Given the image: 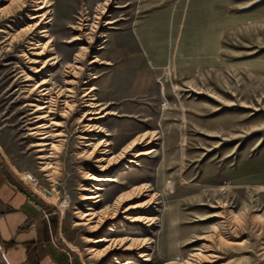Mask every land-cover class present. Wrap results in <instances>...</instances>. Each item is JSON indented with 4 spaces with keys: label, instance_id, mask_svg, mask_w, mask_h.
<instances>
[{
    "label": "rangeland",
    "instance_id": "rangeland-1",
    "mask_svg": "<svg viewBox=\"0 0 264 264\" xmlns=\"http://www.w3.org/2000/svg\"><path fill=\"white\" fill-rule=\"evenodd\" d=\"M91 96L111 114L102 133L85 126ZM141 137L104 174L88 156L107 140L111 160ZM0 161L81 264H264V0H0ZM246 162L254 176L241 177ZM89 175L115 180L94 205ZM118 198L110 238L136 248L110 254L94 240L112 222L80 213Z\"/></svg>",
    "mask_w": 264,
    "mask_h": 264
},
{
    "label": "crops",
    "instance_id": "crops-1",
    "mask_svg": "<svg viewBox=\"0 0 264 264\" xmlns=\"http://www.w3.org/2000/svg\"><path fill=\"white\" fill-rule=\"evenodd\" d=\"M252 163L243 165L241 177L254 176ZM56 222L61 225L43 198L0 161V263L81 264L54 241Z\"/></svg>",
    "mask_w": 264,
    "mask_h": 264
},
{
    "label": "bare ground",
    "instance_id": "bare-ground-1",
    "mask_svg": "<svg viewBox=\"0 0 264 264\" xmlns=\"http://www.w3.org/2000/svg\"><path fill=\"white\" fill-rule=\"evenodd\" d=\"M40 0H34V2H38L39 3ZM46 8V3L43 2L42 3V6H37V9H35L33 12H36V13H40L42 10H45ZM105 12V11H104ZM46 17V13L41 15V14H35V16H32V20H35V19H39L41 20L44 19ZM109 23V22H108ZM115 22H111L110 24H114ZM41 22H37L35 25H32L33 26V30H38V29H41ZM86 21H84L82 24H81V29L79 30V32L81 33H84L85 30H86ZM93 26V25H92ZM91 26V27H92ZM81 39H78V41H80ZM77 42V41H76ZM44 47H47L46 45H43ZM41 48V47H40ZM46 50V49H45ZM45 50H41V51H45ZM46 52V51H45ZM40 53V51H39ZM44 52H42L43 54ZM56 61V60H55ZM96 61L92 62V63H95ZM45 63V62H44ZM47 63V62H46ZM43 82V81H42ZM45 82V81H44ZM38 86V85H37ZM36 87V86H35ZM45 87V83H42L41 85V88ZM38 88V87H37ZM94 88H91L85 95L84 97H89L90 94H92L94 92ZM41 91V90H40ZM42 91H46V88H43ZM52 91V90H51ZM45 95V94H44ZM61 95V94H60ZM92 99L89 100L88 102V105H86V107L88 108V111L85 114V119L87 120L88 124L85 125L87 130L90 132V133H102V128L100 130L99 127H97V125L95 124V122H97L98 120H102L104 118H106L108 115H111L109 112H102V108H99L97 105V103L95 102V98H93L94 96H91ZM65 98H67L65 96ZM53 106V105H52ZM50 107V106H49ZM39 108V107H38ZM47 107L44 105V106H41L40 109H38L39 111H42V110H45ZM46 111V110H45ZM48 111V110H47ZM46 111V112H47ZM114 115V114H113ZM49 116V115H48ZM47 118V117H46ZM48 125V124H47ZM49 127V126H48ZM46 128V127H45ZM106 133V132H105ZM104 133V134H105ZM44 134V133H43ZM42 136V135H41ZM46 136V135H45ZM105 136H109L107 133ZM47 137H43L41 138V140H46ZM88 138V137H87ZM104 138V137H103ZM95 140V139H94ZM144 140H145V137H141L140 139L136 140L135 142L131 143V145L126 149V150H123L122 153H120L119 155H117L116 158L113 157V159L109 160L107 157H108V150L106 148H108L110 146V143H108L107 140H101L100 142H98L95 147L93 148V150L88 153L89 157H93L94 159H96L95 163L98 165L97 168H99V172L100 174H104L107 172V170L110 168V166H117L119 165L121 159H123L125 157L126 154H128L129 152H132L135 150V148L137 146H139L140 144L144 143ZM49 143V142H48ZM89 144V143H88ZM87 144V145H88ZM146 144V143H145ZM149 144V143H148ZM90 145V144H89ZM88 145V146H89ZM44 146H48L47 143H44ZM146 146V145H145ZM54 148V147H53ZM104 148V149H103ZM43 149V148H42ZM152 153V151H146V152H137V153H133L135 154L134 158H139L141 156H146L148 154ZM88 158V157H87ZM92 158V159H93ZM105 163H107L105 165ZM128 165L129 164H133L134 161L133 160H128L127 161ZM128 166H124V168L126 169ZM89 180L93 181V183H96V184H93L92 185V188L94 189H88V195H85L83 200L84 201H88L90 202V204L94 205V204H97L100 202V195H99V192L102 191V184H105V183H113L115 182V180L111 177H108L106 175H99V176H92V175H89ZM145 186V185H144ZM143 187V186H142ZM141 191H148L147 187L146 188H142L140 190H136L134 191V195L136 193L139 194ZM143 193V192H142ZM133 194V193H132ZM131 197V196H130ZM125 200V199H124ZM124 200L122 198H118L114 204H112L111 206L109 207H106V209H104L103 211H99L100 213L97 215L95 212H94V209L92 207H88L87 208V212H83V213H80V217H81V220H87V221H91L93 219H98L97 220V223L95 225L94 228L98 229V228H101L105 223L107 222H112V224L110 225V228L106 231V235H104L103 237H100L98 239H95L94 240V244H100V243H105V242H110V244L105 247V252L106 253H115L118 251H121L123 250V252H128V251H132L134 248H136V243L134 241L131 242L130 245L127 246L128 244V240H126L125 238L120 240L119 242H117L116 240H113L110 238V234L115 232L114 231V228L116 227L117 223L116 221H118V216H119V212H120V207L121 205L124 203ZM129 208L130 207H127L125 208V210L123 211L122 214H128L130 211H129ZM149 208V207H148ZM147 210V209H146ZM143 219V218H141ZM147 220V219H146ZM141 221V220H140ZM142 223L144 222L145 224H150V221H141ZM131 224H135L134 222H132ZM88 225V224H86ZM118 226V225H117ZM111 240V241H110ZM149 243H146L144 242L143 245H141V247L138 249L139 251V255H138V259H143V262L144 263H148L150 262V257L147 255L146 253V250H145V246H147ZM138 245V244H137ZM127 246V247H125ZM122 248H125V249H122ZM104 251V250H103ZM141 251H144V252H141ZM117 256V255H115ZM113 257V259H115L114 262L117 263V260L119 259V257ZM127 261V260H126ZM118 264V263H117ZM120 264H125V263H120Z\"/></svg>",
    "mask_w": 264,
    "mask_h": 264
},
{
    "label": "built area",
    "instance_id": "built-area-1",
    "mask_svg": "<svg viewBox=\"0 0 264 264\" xmlns=\"http://www.w3.org/2000/svg\"><path fill=\"white\" fill-rule=\"evenodd\" d=\"M46 218L48 217L47 215L45 216ZM2 249H1V246H0V251H1Z\"/></svg>",
    "mask_w": 264,
    "mask_h": 264
}]
</instances>
